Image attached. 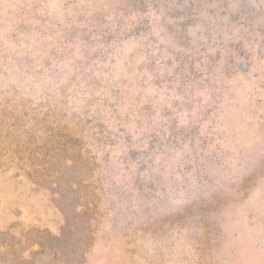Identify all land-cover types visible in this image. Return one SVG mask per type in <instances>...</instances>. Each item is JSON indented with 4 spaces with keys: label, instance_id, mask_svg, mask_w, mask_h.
I'll return each instance as SVG.
<instances>
[{
    "label": "rangeland",
    "instance_id": "rangeland-1",
    "mask_svg": "<svg viewBox=\"0 0 264 264\" xmlns=\"http://www.w3.org/2000/svg\"><path fill=\"white\" fill-rule=\"evenodd\" d=\"M0 264H264V0H0Z\"/></svg>",
    "mask_w": 264,
    "mask_h": 264
}]
</instances>
